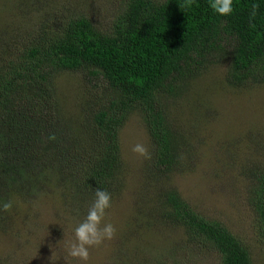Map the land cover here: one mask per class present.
Here are the masks:
<instances>
[{
	"label": "trees",
	"instance_id": "16d2710c",
	"mask_svg": "<svg viewBox=\"0 0 264 264\" xmlns=\"http://www.w3.org/2000/svg\"><path fill=\"white\" fill-rule=\"evenodd\" d=\"M209 2L194 0L185 8V0H126L108 32L90 18L67 16L42 24L23 44L8 42L0 51V206L39 194L54 175L69 183L75 198L94 200L97 189L113 196L124 169L119 134L134 112L141 113L153 145L151 177L174 173L181 144L165 98L178 96L184 79L228 39L229 85L264 80V0H234L229 16L215 14ZM62 73L89 76L92 91L98 79L109 89L92 98L82 141L60 115L55 80ZM253 183L250 202L264 239V172ZM161 198V216L182 227L187 242L215 252L220 264H253L237 237L178 191ZM4 212L0 207V218Z\"/></svg>",
	"mask_w": 264,
	"mask_h": 264
},
{
	"label": "rangeland",
	"instance_id": "374dc122",
	"mask_svg": "<svg viewBox=\"0 0 264 264\" xmlns=\"http://www.w3.org/2000/svg\"><path fill=\"white\" fill-rule=\"evenodd\" d=\"M125 1L0 0V51L8 42L31 40L42 24L61 17L84 16L108 32ZM222 45L184 79L178 96L165 98L181 144L182 163L174 173L151 177L154 150L140 112L121 129L124 169L104 221L114 225L113 239L90 248L87 262L68 256L67 244L94 200L73 197L69 183L57 182L54 175L39 194L15 198L3 213L0 264H220L215 252L190 244L182 227L161 216V194L172 189L196 212L221 222L246 247L253 264H264V239L250 202L254 176L264 172V80L258 77L242 88L229 85L233 44L228 39ZM89 78L62 73L55 80L60 115L81 141L92 98L109 90L99 79L93 81L100 84L97 90L88 89ZM136 144L151 158L134 153Z\"/></svg>",
	"mask_w": 264,
	"mask_h": 264
},
{
	"label": "clouds",
	"instance_id": "9594fccd",
	"mask_svg": "<svg viewBox=\"0 0 264 264\" xmlns=\"http://www.w3.org/2000/svg\"><path fill=\"white\" fill-rule=\"evenodd\" d=\"M194 0H185L182 7L190 8ZM234 0H210L209 7L215 14L229 16L234 12ZM258 5H252V16H255ZM50 139H55L51 136ZM132 151L141 157L150 159V154L142 144H136ZM111 194L105 190L97 189L95 199L91 204L86 217L74 229V240L67 244V254L73 259L87 262L90 257L89 249L103 244L105 240L114 238L116 229L110 222L105 223L107 210L111 207ZM2 210L8 212L12 209L11 201L2 203Z\"/></svg>",
	"mask_w": 264,
	"mask_h": 264
}]
</instances>
